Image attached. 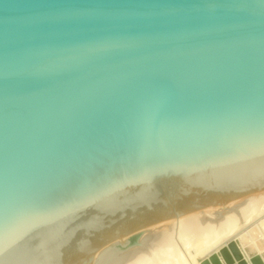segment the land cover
<instances>
[{
  "label": "water",
  "instance_id": "water-1",
  "mask_svg": "<svg viewBox=\"0 0 264 264\" xmlns=\"http://www.w3.org/2000/svg\"><path fill=\"white\" fill-rule=\"evenodd\" d=\"M261 187L264 0H0V264Z\"/></svg>",
  "mask_w": 264,
  "mask_h": 264
},
{
  "label": "bare ground",
  "instance_id": "bare-ground-1",
  "mask_svg": "<svg viewBox=\"0 0 264 264\" xmlns=\"http://www.w3.org/2000/svg\"><path fill=\"white\" fill-rule=\"evenodd\" d=\"M145 227L147 234L128 247V235ZM259 243L263 246L264 187L122 234L78 264H219L217 259L264 264Z\"/></svg>",
  "mask_w": 264,
  "mask_h": 264
},
{
  "label": "rangeland",
  "instance_id": "rangeland-1",
  "mask_svg": "<svg viewBox=\"0 0 264 264\" xmlns=\"http://www.w3.org/2000/svg\"><path fill=\"white\" fill-rule=\"evenodd\" d=\"M147 228H148V227L141 228V230H138V231H136V232H134V233L128 235L127 238H130V239H129V241H128V243H127L126 245H127L128 247H133V246L137 245V243H138V241L140 240V238L143 237V236H145V235L147 234V232H142V231H144V230L147 229ZM258 246L263 247V246H264V243H263V246H262V243H261V244L259 243ZM122 247L125 248V246H122ZM220 258H221L222 261H223L224 258H223L222 256H220ZM217 260H219V264H225V263H226L225 261L221 262L220 259H217ZM191 263H192V262H191ZM228 263H230V262L228 261ZM226 264H227V263H226ZM230 264H233V262H231ZM246 264H248V263H246Z\"/></svg>",
  "mask_w": 264,
  "mask_h": 264
}]
</instances>
